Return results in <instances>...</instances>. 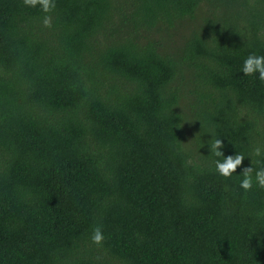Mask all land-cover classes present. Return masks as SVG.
<instances>
[{
    "label": "trees",
    "instance_id": "obj_1",
    "mask_svg": "<svg viewBox=\"0 0 264 264\" xmlns=\"http://www.w3.org/2000/svg\"><path fill=\"white\" fill-rule=\"evenodd\" d=\"M51 4L0 0V264H264V0Z\"/></svg>",
    "mask_w": 264,
    "mask_h": 264
},
{
    "label": "clouds",
    "instance_id": "obj_2",
    "mask_svg": "<svg viewBox=\"0 0 264 264\" xmlns=\"http://www.w3.org/2000/svg\"><path fill=\"white\" fill-rule=\"evenodd\" d=\"M26 5L35 6L38 2L40 3L42 10L48 12L51 4V0H24ZM49 18L45 17L44 25L49 26ZM242 74L245 76H257L260 81H264V55H256L250 53L243 61ZM222 147L221 139H214L210 145V151L216 157H222V159H217L214 161L216 173L225 178L230 179L236 169L241 166L242 160L245 157L241 154L235 153V155L225 157L220 151ZM260 150L257 149L256 155L259 156ZM238 175H241L242 178L239 182V187L248 191L253 186V179L257 187L264 189V167H259L255 170L253 177V169L251 167L245 168ZM90 240L95 245H101L104 241V235L100 227L93 229Z\"/></svg>",
    "mask_w": 264,
    "mask_h": 264
}]
</instances>
